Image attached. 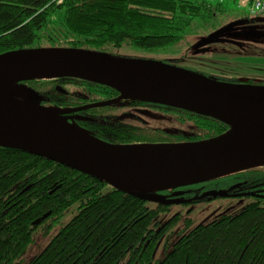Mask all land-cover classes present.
Returning a JSON list of instances; mask_svg holds the SVG:
<instances>
[{
    "label": "trees",
    "instance_id": "16d2710c",
    "mask_svg": "<svg viewBox=\"0 0 264 264\" xmlns=\"http://www.w3.org/2000/svg\"><path fill=\"white\" fill-rule=\"evenodd\" d=\"M221 11L210 0H0V54L33 47L98 53L123 45L162 49L180 42L195 19L205 21ZM19 83L34 89L42 106L108 102L89 109L87 119L75 124L114 144L194 142L231 128L214 115L119 100L114 89L73 78ZM210 190L243 194L230 197L250 201L236 213L222 212L190 229V219L184 217L182 227L172 231L181 214L159 217L170 205L120 192L40 156L0 147V264H264V167L144 194L187 205L208 199L202 194ZM75 203L76 213L58 226ZM57 226L39 252L20 257L37 234L48 235ZM162 238L165 253L155 259Z\"/></svg>",
    "mask_w": 264,
    "mask_h": 264
},
{
    "label": "water",
    "instance_id": "95a60500",
    "mask_svg": "<svg viewBox=\"0 0 264 264\" xmlns=\"http://www.w3.org/2000/svg\"><path fill=\"white\" fill-rule=\"evenodd\" d=\"M134 64H160L177 72L120 70L121 67ZM12 66L40 67L55 72L57 75L52 78L67 77L106 86L119 93V100L137 99L185 109H188L185 105L193 102H204L264 110V85L205 77L154 60L116 58L105 53L74 48L33 47L1 53L0 69ZM22 80L0 86V96L18 99L15 95L29 105L38 104L37 101H41L42 97L35 94L34 89L20 84ZM55 90L61 94L66 93L60 86H56ZM107 104L100 101L71 109L57 108L58 114L50 116L62 122L67 118L59 113L78 112ZM203 114L217 116L212 112ZM62 123L73 127L64 121ZM76 130L68 132L47 128L25 113L0 112V147L40 156L88 175L120 192L158 204L173 205L179 202L168 200L163 195L144 194L170 188L138 190L125 182L172 184L173 188L264 167V121L236 133L230 128L209 139L176 143L114 144L81 129ZM234 188L230 187L229 191ZM237 195L243 194L229 195L227 191L212 190L202 194L208 199Z\"/></svg>",
    "mask_w": 264,
    "mask_h": 264
},
{
    "label": "rangeland",
    "instance_id": "374dc122",
    "mask_svg": "<svg viewBox=\"0 0 264 264\" xmlns=\"http://www.w3.org/2000/svg\"><path fill=\"white\" fill-rule=\"evenodd\" d=\"M210 2L220 4L222 11L205 21L195 19L184 38L175 45L152 50L123 45L109 49L108 53L116 58L166 62L205 77L264 81V16L252 15L250 7L243 5L241 0ZM51 109L55 112L50 115L58 114L57 108ZM76 128L80 129L78 126ZM248 201L250 198L243 196H216L196 204L170 205V210L159 217L165 220L172 213L178 212L181 218L172 231L182 227L184 217L190 219V229L222 212L236 213ZM77 204L64 211L58 226L66 223L76 213ZM58 226L51 229L48 235L37 234L35 243L23 251L20 257L28 258L39 252ZM163 241L162 238L154 250L155 259L163 257L165 253Z\"/></svg>",
    "mask_w": 264,
    "mask_h": 264
},
{
    "label": "bare ground",
    "instance_id": "6f19581e",
    "mask_svg": "<svg viewBox=\"0 0 264 264\" xmlns=\"http://www.w3.org/2000/svg\"><path fill=\"white\" fill-rule=\"evenodd\" d=\"M125 72H162L175 73L177 70L160 64H134L120 68ZM55 72L40 67L12 66L0 69V86L13 84L18 80L29 78L48 79L55 77ZM165 103L174 104L169 101ZM188 109L216 114L220 119L229 123L232 132H240L264 121V110L256 107H244L225 103L193 102L185 105ZM0 112L25 113L47 128H56L68 132H77L76 128L64 125L61 121L54 120L50 114L55 110L38 104L29 105L25 100H19L10 96H0ZM126 185L138 190H156L171 188L172 184H152L148 182L127 181Z\"/></svg>",
    "mask_w": 264,
    "mask_h": 264
},
{
    "label": "flooded vegetation",
    "instance_id": "af4514ba",
    "mask_svg": "<svg viewBox=\"0 0 264 264\" xmlns=\"http://www.w3.org/2000/svg\"><path fill=\"white\" fill-rule=\"evenodd\" d=\"M105 54H109V53H105ZM32 99H34V96H32ZM104 101V100H103ZM98 101H86L85 103H82L81 105H76L73 107H68V108H64V109H71V108H76V107H80V106H84V105H88V104H93L96 103ZM62 109V108H60ZM89 109H85V110H81L78 112H70V113H59L61 115H63L64 117H66L67 119L63 120L65 123L73 126V127H77V125L75 124L76 120H82V119H87V111ZM206 192V191H205Z\"/></svg>",
    "mask_w": 264,
    "mask_h": 264
},
{
    "label": "built area",
    "instance_id": "2783aa9c",
    "mask_svg": "<svg viewBox=\"0 0 264 264\" xmlns=\"http://www.w3.org/2000/svg\"><path fill=\"white\" fill-rule=\"evenodd\" d=\"M241 3L250 7L252 15L264 16V0H241Z\"/></svg>",
    "mask_w": 264,
    "mask_h": 264
}]
</instances>
